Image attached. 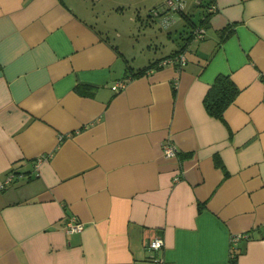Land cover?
Returning a JSON list of instances; mask_svg holds the SVG:
<instances>
[{"label": "crops", "instance_id": "crops-1", "mask_svg": "<svg viewBox=\"0 0 264 264\" xmlns=\"http://www.w3.org/2000/svg\"><path fill=\"white\" fill-rule=\"evenodd\" d=\"M98 2L0 0V264H157L154 236L168 264H264V0H207L203 37L135 77Z\"/></svg>", "mask_w": 264, "mask_h": 264}, {"label": "rangeland", "instance_id": "rangeland-1", "mask_svg": "<svg viewBox=\"0 0 264 264\" xmlns=\"http://www.w3.org/2000/svg\"><path fill=\"white\" fill-rule=\"evenodd\" d=\"M112 8L111 0H99V17L110 28L111 40L127 55L129 63L140 67L184 44L193 28L201 25L207 0H121ZM157 11V13H155ZM192 50V48H191Z\"/></svg>", "mask_w": 264, "mask_h": 264}, {"label": "trees", "instance_id": "trees-1", "mask_svg": "<svg viewBox=\"0 0 264 264\" xmlns=\"http://www.w3.org/2000/svg\"><path fill=\"white\" fill-rule=\"evenodd\" d=\"M194 29V28H193ZM193 30L183 38L185 44L192 39ZM231 30L226 27L218 32L221 38H226L230 34ZM184 45V44H183ZM185 46V45H184ZM183 48L178 51H175L173 54L181 52ZM157 61L150 62L145 66H142L135 71H132L133 77L143 75L148 69L153 67ZM238 88L234 85L232 80L228 76L218 75L215 79L213 84L207 90L203 102L205 109L208 114L211 116L222 118V114L224 110L230 105V103L235 99L236 95L238 94ZM231 257L229 260V264H237V256L238 253L233 249L231 252Z\"/></svg>", "mask_w": 264, "mask_h": 264}, {"label": "built area", "instance_id": "built-area-1", "mask_svg": "<svg viewBox=\"0 0 264 264\" xmlns=\"http://www.w3.org/2000/svg\"><path fill=\"white\" fill-rule=\"evenodd\" d=\"M172 0H168V4L171 5ZM194 38H202L204 35V29L203 28H196L193 32ZM175 63L177 66L181 67L186 63V56L184 52H178L175 53L167 58H164L160 64H170ZM125 86V81H117L113 84L114 90H120ZM163 153L166 158H171L176 156L177 148L172 144L171 142H166L163 144ZM180 178L179 175H176L174 177V180H178ZM8 180H11V175L8 176ZM63 229L67 233H78L83 229V223L78 220L75 216H71L67 218L63 223ZM148 250L152 252L153 255H151L152 260L156 261L157 264H168L163 257H155V253L157 251L162 250L164 246V241L160 236H154L150 240H148L145 243Z\"/></svg>", "mask_w": 264, "mask_h": 264}, {"label": "flooded vegetation", "instance_id": "flooded-vegetation-1", "mask_svg": "<svg viewBox=\"0 0 264 264\" xmlns=\"http://www.w3.org/2000/svg\"><path fill=\"white\" fill-rule=\"evenodd\" d=\"M196 28L193 29V31L195 30Z\"/></svg>", "mask_w": 264, "mask_h": 264}]
</instances>
